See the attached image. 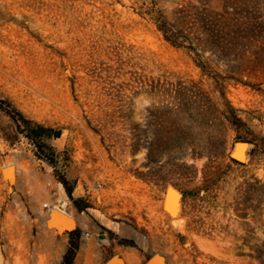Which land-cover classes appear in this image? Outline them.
<instances>
[{
	"label": "rangeland",
	"instance_id": "obj_1",
	"mask_svg": "<svg viewBox=\"0 0 264 264\" xmlns=\"http://www.w3.org/2000/svg\"><path fill=\"white\" fill-rule=\"evenodd\" d=\"M49 206L72 264H264V3L0 0V264H62Z\"/></svg>",
	"mask_w": 264,
	"mask_h": 264
},
{
	"label": "trees",
	"instance_id": "obj_2",
	"mask_svg": "<svg viewBox=\"0 0 264 264\" xmlns=\"http://www.w3.org/2000/svg\"><path fill=\"white\" fill-rule=\"evenodd\" d=\"M247 2H251L252 4H257L259 5L261 2L264 3V0H246ZM242 24V25H241ZM241 29L240 26L238 27L242 32H245V30L248 27V22H245L241 20ZM166 36L174 43V44H179V45H183L182 42H179V38H175V36H171L168 35L167 32L165 31ZM244 38L245 36H241V38ZM189 49L192 47L191 45L187 46ZM191 49H194V47H192ZM202 57V56H201ZM199 65L203 68L204 72H207L208 74H211V70L208 68L207 64L205 62L199 61L198 62ZM223 115L224 118L229 121L230 123H238V122H242V120L236 116L235 111H232V113L227 114L226 111H223ZM32 132H33V137L37 140H40L41 142H44L46 139L48 138H52V137H59L61 135V130L60 129H55L52 127H47L44 125H36L34 128H32ZM251 142L254 143V147L252 148V150H256L257 148V143L254 142V140H250ZM216 173H211V175H215ZM198 192V191H197ZM182 194L184 196V198H186L190 192L183 190ZM79 234H80V230L76 229L73 232L70 233V235L72 236L70 244L64 254L63 257V261L62 264H72L73 263V259L75 258L77 249H78V238H79Z\"/></svg>",
	"mask_w": 264,
	"mask_h": 264
},
{
	"label": "water",
	"instance_id": "obj_3",
	"mask_svg": "<svg viewBox=\"0 0 264 264\" xmlns=\"http://www.w3.org/2000/svg\"><path fill=\"white\" fill-rule=\"evenodd\" d=\"M238 147H239L238 150L233 154V156H234L235 159L241 160V147H242V143H239L238 144ZM4 173L6 174L5 170H4ZM171 188L173 190H176L173 187H171ZM164 208H166L165 205H164ZM58 214L66 217V218H69V216H70L69 214H67V213H65V212H63V211H61L59 209L53 208V209H51L49 211V215L51 217L47 221L48 226L55 227V228H57L61 232L73 231V230L77 229V225H75L74 228H71L70 229L68 226L63 225L60 222L54 221L53 216L54 215L57 216ZM71 219L74 220V221H76L72 216H71ZM159 262H161V264H165V258H164V256H162L160 254H155L148 261L147 264H158ZM105 264H125V262H124V260H123V258L121 256H119V255L116 254V255H113L109 260H107V262Z\"/></svg>",
	"mask_w": 264,
	"mask_h": 264
},
{
	"label": "bare ground",
	"instance_id": "obj_4",
	"mask_svg": "<svg viewBox=\"0 0 264 264\" xmlns=\"http://www.w3.org/2000/svg\"><path fill=\"white\" fill-rule=\"evenodd\" d=\"M178 192L174 191L173 189H169L167 192V200L165 203V209H170L171 206V214L174 216L177 214V206H176V196H178ZM54 221L56 222H60L65 226H68L70 229L74 228V226L76 225V222L74 220H72L71 218H66L60 214H58L57 216H53ZM158 264H161V262H159Z\"/></svg>",
	"mask_w": 264,
	"mask_h": 264
},
{
	"label": "built area",
	"instance_id": "obj_5",
	"mask_svg": "<svg viewBox=\"0 0 264 264\" xmlns=\"http://www.w3.org/2000/svg\"><path fill=\"white\" fill-rule=\"evenodd\" d=\"M48 209L51 210L52 208L49 206Z\"/></svg>",
	"mask_w": 264,
	"mask_h": 264
}]
</instances>
